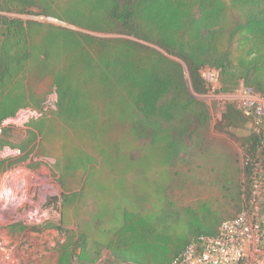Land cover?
Listing matches in <instances>:
<instances>
[{"label":"trees","instance_id":"obj_1","mask_svg":"<svg viewBox=\"0 0 264 264\" xmlns=\"http://www.w3.org/2000/svg\"><path fill=\"white\" fill-rule=\"evenodd\" d=\"M34 5L159 46L186 61L196 86L202 66L246 82L264 74V0H0V11ZM53 94L51 117L43 111ZM24 108L42 114L13 142L3 123ZM206 113L182 64L162 51L0 15V153L10 147L24 161L40 147L60 162L64 181L101 192L97 209L62 220L65 239L34 264H171L191 242L216 235L222 223L211 201L181 206L171 196Z\"/></svg>","mask_w":264,"mask_h":264},{"label":"rangeland","instance_id":"obj_2","mask_svg":"<svg viewBox=\"0 0 264 264\" xmlns=\"http://www.w3.org/2000/svg\"><path fill=\"white\" fill-rule=\"evenodd\" d=\"M0 15L72 28L97 37L130 38L179 61L188 92L206 106L207 117L199 136L180 156L176 167L180 175L176 176L172 198L181 206L211 201L219 213L220 224L251 211L257 200L264 207V179L252 177L263 157V154L256 157L255 152L263 147L264 130L260 132L259 128L264 127V121L258 125L254 117H248L241 109V94L248 89L264 95V74L246 82L240 75L224 77L220 69L202 66L197 70L202 83L196 86L186 61L132 35L90 31L44 13L35 5L27 11L1 10ZM243 52L239 50L237 54ZM56 100L53 94L43 111L51 117L55 114ZM41 114L26 121H23L26 113L18 114L5 121L3 125L11 129L10 140L20 142L26 138L31 120ZM254 136H259L261 144L257 143L255 150ZM14 152L6 147L0 153L5 158L4 166H0V264H34L42 255L55 254V248L65 239L58 229L62 220L76 222L86 211L97 209L101 192L70 178L64 181L60 162L44 156L40 147L24 161L14 160ZM260 172L263 174L264 170ZM257 191L259 196H255ZM54 197L59 200L52 201Z\"/></svg>","mask_w":264,"mask_h":264},{"label":"built area","instance_id":"obj_3","mask_svg":"<svg viewBox=\"0 0 264 264\" xmlns=\"http://www.w3.org/2000/svg\"><path fill=\"white\" fill-rule=\"evenodd\" d=\"M241 109L248 117L264 121V95L253 94L247 90L241 94ZM29 117L39 116L40 112L31 108L21 109L18 114ZM260 132L264 127L259 128ZM263 157L258 168L253 172V179H264L260 170H264ZM260 153L257 155H261ZM256 156V157H257ZM255 166V164H253ZM259 196V191L255 193ZM171 264H264V207L260 201L252 206L251 211L242 212L237 217L224 221L216 235H204L198 241L191 242Z\"/></svg>","mask_w":264,"mask_h":264},{"label":"flooded vegetation","instance_id":"obj_4","mask_svg":"<svg viewBox=\"0 0 264 264\" xmlns=\"http://www.w3.org/2000/svg\"><path fill=\"white\" fill-rule=\"evenodd\" d=\"M260 145H261V144H258V146H260ZM255 146H256V145H255ZM258 146H257V147H258ZM261 146L264 147V141H263V143H262ZM259 153H260V154L262 153V150H261V149H260V151H257V152H256V156H257Z\"/></svg>","mask_w":264,"mask_h":264},{"label":"water","instance_id":"obj_5","mask_svg":"<svg viewBox=\"0 0 264 264\" xmlns=\"http://www.w3.org/2000/svg\"><path fill=\"white\" fill-rule=\"evenodd\" d=\"M126 264H135V263H126Z\"/></svg>","mask_w":264,"mask_h":264},{"label":"bare ground","instance_id":"obj_6","mask_svg":"<svg viewBox=\"0 0 264 264\" xmlns=\"http://www.w3.org/2000/svg\"><path fill=\"white\" fill-rule=\"evenodd\" d=\"M6 179H7V178H6ZM9 180H10V179H9ZM9 180H8V181H9ZM5 182H7V181H5Z\"/></svg>","mask_w":264,"mask_h":264}]
</instances>
